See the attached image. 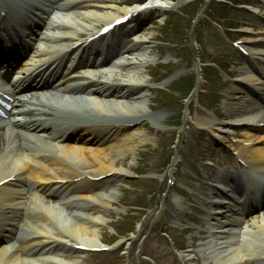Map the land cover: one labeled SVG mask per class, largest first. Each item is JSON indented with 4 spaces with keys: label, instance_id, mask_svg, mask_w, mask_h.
Wrapping results in <instances>:
<instances>
[{
    "label": "bare ground",
    "instance_id": "bare-ground-1",
    "mask_svg": "<svg viewBox=\"0 0 264 264\" xmlns=\"http://www.w3.org/2000/svg\"><path fill=\"white\" fill-rule=\"evenodd\" d=\"M38 2H46L50 11L33 6L22 10L25 3L21 0L4 7L0 0L1 7L9 11L7 17L0 15V37L9 39L10 45L16 38L21 40L33 54L26 66L34 70L68 57L75 46H84L87 38L118 19L144 7H149V12L166 9L153 1L129 9L118 7L116 0H95L85 7L80 0ZM33 11L35 15L46 12L48 21L38 32L30 33L26 26L41 20L26 23L35 16ZM137 34L125 39H133L130 46L117 48L120 44L108 43L106 53L96 44L103 62L79 57L73 74L60 75L66 79L58 88L32 96L34 103L29 108L22 97L15 100L10 88L0 86L1 97H10L13 102L8 103L15 104L5 119L0 118V264H77L78 246L103 248L99 234L110 224L105 215L119 202L113 184L133 176L130 165L118 162L130 155L135 162L136 153L149 142L146 135L129 126L141 119L161 117L147 112L149 85L144 72L152 62L147 48L151 35ZM28 39L31 42H26ZM241 43L251 59H264V50ZM53 66L58 70V64ZM237 81L248 89L258 87L264 97V68L254 72L247 65L239 70ZM225 108L223 120L206 118L197 124L245 164L243 178L257 173L258 186H264V127L260 125L264 110L254 112L245 96H237ZM87 121L105 124L91 122L95 126L90 127L84 125ZM237 131L240 142H234ZM228 174L214 176L217 185L211 189L206 212L210 240L195 253L199 256L207 251L215 264H264V190L252 186L247 199H235L234 193L241 194V188ZM190 249L180 254V261H194ZM170 260L175 264V259Z\"/></svg>",
    "mask_w": 264,
    "mask_h": 264
},
{
    "label": "rangeland",
    "instance_id": "rangeland-1",
    "mask_svg": "<svg viewBox=\"0 0 264 264\" xmlns=\"http://www.w3.org/2000/svg\"><path fill=\"white\" fill-rule=\"evenodd\" d=\"M116 1L118 7L129 9L145 0ZM174 1L161 3L166 10L143 29L151 35L147 48L152 62L144 72L147 112L161 117L137 122L136 131L149 142L136 153L135 162L132 155L118 162L130 165L133 176L114 184L119 202L99 234L110 252L77 256V264H172L170 259L181 264L178 257L191 247V264H215L206 251L201 256L194 251L209 240L204 220L214 176L232 163L234 155L197 120H223L225 105L243 96L237 76L252 62L232 44L246 42L264 50V7L255 18L239 7L257 6L258 0H233L242 4L235 9H216L215 0ZM190 2L196 4L182 10ZM178 12L189 13L191 21L182 20ZM255 65L258 71L264 67ZM234 137V142L242 140L240 131Z\"/></svg>",
    "mask_w": 264,
    "mask_h": 264
}]
</instances>
